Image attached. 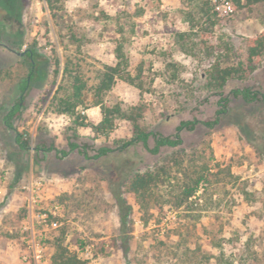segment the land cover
<instances>
[{"label":"rangeland","instance_id":"rangeland-1","mask_svg":"<svg viewBox=\"0 0 264 264\" xmlns=\"http://www.w3.org/2000/svg\"><path fill=\"white\" fill-rule=\"evenodd\" d=\"M15 8L0 0V264H37L33 257L39 249L44 262L56 239L90 264H182L187 248L231 256L247 243L264 264V102L247 105L232 97L228 115L213 130L199 125L182 132L186 148L213 155L220 182L208 198L219 206L211 207L209 200V211L189 213L162 203L144 214L128 197L133 207L129 235L121 232L114 192L125 173L145 171L160 157L141 145L100 159L77 151L59 159L54 151L37 149L45 143L69 151L73 119L57 114L52 105L66 63H78L89 85H95L97 72L114 62L113 45L121 35L130 70L144 73V92L118 81L107 101L143 103V124L164 136H174L182 121L215 120L220 98L203 90L212 60L187 57L175 41L188 29L187 6L181 0H16ZM263 29L264 4L229 17L227 26L215 29L212 43L217 55L223 50L230 58L227 51L234 49L246 57L245 40ZM27 52L36 67L22 92L31 71ZM171 63L179 67V82L171 80ZM244 87L264 93V63L245 82H231L225 95ZM19 99L20 116L10 130L4 117ZM80 113L87 125L101 120L99 107ZM131 129L120 122L108 138L96 139L89 128H80L78 142L92 147L94 156L96 147L129 139ZM17 132L29 141L28 152L15 143Z\"/></svg>","mask_w":264,"mask_h":264},{"label":"trees","instance_id":"trees-1","mask_svg":"<svg viewBox=\"0 0 264 264\" xmlns=\"http://www.w3.org/2000/svg\"><path fill=\"white\" fill-rule=\"evenodd\" d=\"M3 1L5 6L11 10L16 6V0ZM181 2L187 6L183 12V21L188 25V29L177 33L175 41L187 57L199 62H202L203 58L212 60L205 72L203 90L220 98L218 102L220 109L216 119L205 122L197 119L182 121L174 136H164L143 124L146 112L143 103L129 106L120 101L113 103L107 101V95L118 81L137 88L141 93L144 92V73L138 71L134 74L130 70L129 57L126 53V38L121 35L113 45L114 62L110 65H103L97 72L95 85H89L78 63L68 62L64 67L62 84L52 105L57 114L73 119L71 135L67 139L69 151L48 147L45 143L37 147L38 150L44 152L54 151L59 159L66 158L70 152L74 151L87 159H100L113 153H123L132 146L141 145L151 155L160 157L156 165L145 171L125 173L122 185L114 192L120 211L121 232L125 235L131 232L130 219L133 213V207L127 201L128 197L135 200L144 214L162 203L177 209L183 208L189 213L198 210L209 211L208 201H211V198H208L209 194L220 182L218 173L213 172L211 165L215 159L213 155L209 156L206 151H199L195 146L186 148L182 132H194L199 125L213 130L228 115L232 97L241 99L247 105L264 102V93L253 90L251 87L235 88L229 95H225V90L231 82H245L264 63V29L261 33L245 40L246 57L242 52L234 49L227 51L232 53L230 58L226 56L228 54H225L226 57L223 55V50L219 51L221 55H217L212 43L215 29L218 26H227L229 17L236 12L243 9L253 10L264 4V0H234V10L230 16H218L213 11L210 0H181ZM1 38L0 28V40ZM26 55L30 59L31 71L27 80L21 84L22 92L27 89L36 67L32 53L27 52ZM168 68L174 70L171 80L179 82L177 64L171 63ZM21 103L22 99H19L4 117V124L10 130H14V121L20 116ZM93 107L100 108L101 120L97 125H87L86 117L80 113V110L87 111ZM120 122H127L131 125V137L115 141L114 146L93 147L94 156L89 155V149L92 147L87 143L78 142L80 128H89L96 139L108 138ZM150 140L153 141V146L150 145ZM15 143L22 152H28L31 149L29 141L19 132L16 133ZM163 150L170 152L162 155ZM218 204L217 201L210 202L211 207ZM52 251L51 264H90L71 253L60 239H56L52 244ZM182 255L185 259L182 264H185L186 260H189L186 264H208L212 260H215L216 264H260L261 253L254 251L253 247L247 243L241 252L231 256H227L224 251L211 256L202 252L200 247L195 250L187 248Z\"/></svg>","mask_w":264,"mask_h":264},{"label":"built area","instance_id":"built-area-1","mask_svg":"<svg viewBox=\"0 0 264 264\" xmlns=\"http://www.w3.org/2000/svg\"><path fill=\"white\" fill-rule=\"evenodd\" d=\"M210 4L213 8V11L218 16H230L234 10V0H210ZM33 260L37 264H50L49 258L42 262V260H44L42 249L37 251L36 255L33 257Z\"/></svg>","mask_w":264,"mask_h":264},{"label":"water","instance_id":"water-1","mask_svg":"<svg viewBox=\"0 0 264 264\" xmlns=\"http://www.w3.org/2000/svg\"><path fill=\"white\" fill-rule=\"evenodd\" d=\"M22 55V54H21Z\"/></svg>","mask_w":264,"mask_h":264}]
</instances>
